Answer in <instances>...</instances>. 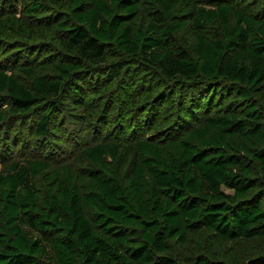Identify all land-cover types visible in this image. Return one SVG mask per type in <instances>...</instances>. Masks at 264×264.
<instances>
[{"label": "trees", "instance_id": "16d2710c", "mask_svg": "<svg viewBox=\"0 0 264 264\" xmlns=\"http://www.w3.org/2000/svg\"><path fill=\"white\" fill-rule=\"evenodd\" d=\"M58 2L0 0V50L18 42L19 62L49 47L62 57L28 59L19 74L0 65V127L7 102L20 122L40 117L44 140L62 101L83 107L100 75L112 86L104 95L118 87L136 119L179 133L158 143L137 136L136 121L130 145L83 149L80 175L40 159L6 166L0 264H179L174 245L193 249L189 264H264V0L212 9L198 0H69L61 20L45 14ZM241 243L254 253L246 262L225 250Z\"/></svg>", "mask_w": 264, "mask_h": 264}, {"label": "rangeland", "instance_id": "374dc122", "mask_svg": "<svg viewBox=\"0 0 264 264\" xmlns=\"http://www.w3.org/2000/svg\"><path fill=\"white\" fill-rule=\"evenodd\" d=\"M68 1L59 0L57 5H49L45 14L53 15L59 20L63 19L66 17ZM218 4H220L218 0H198V5L207 9L215 8ZM45 5H48V3H45ZM185 36L189 41H192L193 37L190 32L187 31ZM49 48L46 50L43 48L40 50L36 49L27 55L29 58H24L19 62L20 57L16 53L22 49V46L18 42H12V44L5 45L0 50V65L5 66L9 74H19L20 64L24 61L27 63L28 59L31 65L44 62L45 59L43 58L45 57L58 62L62 58L59 50L53 49V47ZM13 56L14 58H11ZM129 68L130 65L128 66ZM140 68L141 66H138L137 69ZM41 72L47 74V71L42 70ZM144 75L147 77L152 74H147L146 72ZM98 77L93 78L92 84L86 86L85 95L88 97L85 98L83 107L75 105L68 98L62 101L58 110L50 115L53 122L50 127V135L42 141L35 135L36 125L34 124L39 121L40 117L34 116L32 113L29 119L20 122L17 117L9 115L8 104L4 102L2 109L6 113V120L0 127V172L13 162L40 159L49 162L54 167L53 169L64 165L70 166L73 172L80 175L85 168V164L79 157L83 149L100 142H118L123 145H130L135 138L134 132H131V127L136 121H142L140 123L141 131L137 136L141 134L142 137H149L158 143L167 144L171 142L173 137L178 135V130L177 132L175 130L173 133L171 132V129L175 126L174 124L165 126L167 122L161 121H157L154 124L151 120L146 121L144 116L140 120L136 119V113L129 106L131 103L124 104L119 102V99L127 98V94L116 87L112 92H107L104 95V90H108L112 86L107 84L105 79H102L103 76L98 75ZM96 91L99 92L95 93ZM100 91H102V94ZM115 100L116 102L114 103ZM148 123L151 124L150 127L147 126ZM35 143L42 145L41 150L34 149L32 145ZM35 180L41 195H44L46 186L44 180L40 177ZM173 247H176V249H173L179 255V264H185V260H188L187 264H189L193 253L191 251L192 248L183 250L176 245ZM228 248L236 251L244 262L254 256L253 250H250L251 247L243 243L235 246L228 245L225 250ZM225 250L221 251V253L224 254ZM221 259L224 260V257Z\"/></svg>", "mask_w": 264, "mask_h": 264}]
</instances>
